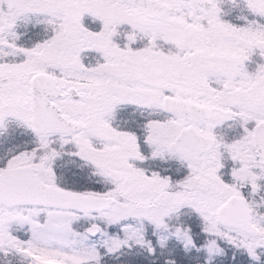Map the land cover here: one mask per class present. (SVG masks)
<instances>
[{"label": "snow or ice", "instance_id": "1", "mask_svg": "<svg viewBox=\"0 0 264 264\" xmlns=\"http://www.w3.org/2000/svg\"><path fill=\"white\" fill-rule=\"evenodd\" d=\"M0 264H264V0H0Z\"/></svg>", "mask_w": 264, "mask_h": 264}]
</instances>
